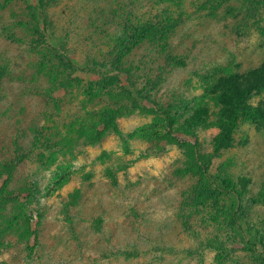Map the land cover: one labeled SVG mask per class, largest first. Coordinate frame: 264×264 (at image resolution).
Returning a JSON list of instances; mask_svg holds the SVG:
<instances>
[{"label":"rangeland","instance_id":"374dc122","mask_svg":"<svg viewBox=\"0 0 264 264\" xmlns=\"http://www.w3.org/2000/svg\"><path fill=\"white\" fill-rule=\"evenodd\" d=\"M35 4L36 0H0V66L9 65L13 78L6 79L0 97V136L5 142L21 125H28L32 133L30 125L41 110L30 93L34 89L32 80H38L30 63L37 62L36 57L43 58L46 50H41L43 54L30 50L32 36L26 33L29 43L9 37L16 30L13 24L24 23ZM125 6L122 0H62L52 9L58 21L57 35L65 37L64 28H68V53L77 64L83 62L99 37L102 52L108 51L105 32L119 30ZM254 28L253 24L250 30H240L238 20L193 15L177 29L173 45L183 61L163 74L161 86L151 100L163 108H172L177 117L172 129L178 130L174 134L185 144H177L167 136L156 137L157 132H167L168 122L165 115L151 110V102L143 101L131 114L119 115L118 121L101 134L102 138L78 156L74 167L67 166L62 174L60 171L58 175L57 168L37 164L42 157L48 160L49 152L45 150L25 159L28 161L19 167L14 182H38V194L29 208L43 218L39 229L36 223L31 227L30 246L34 249L20 246L27 251L4 258L8 264H258L242 252L222 255L199 244L219 237L227 246L240 248L236 244L241 241L239 229H232L226 217L233 198L214 191L225 180L220 166L228 160L229 177L238 180L242 176L250 181L242 196L245 223L254 233H264V129L259 131L251 121L242 124L236 135L239 144L221 156L213 143L219 134L216 111L206 127L192 135L183 130L190 109L207 96V82L214 77L210 75L220 74V67L244 73L264 59L262 37ZM49 42L55 46L53 40ZM151 70L159 71L158 66ZM76 77L71 85L75 92L97 79ZM109 86V96H116V101L125 98L120 93L124 83ZM263 99L262 95L255 96L252 103L257 105ZM45 126L52 127V122L46 121ZM23 138L26 141L29 136ZM194 145L198 146L197 158L201 162L193 160ZM86 170L93 177L82 182ZM109 170L116 178L107 173ZM70 173L69 185L61 188L60 178ZM77 187H82V196L77 205L67 208L68 195ZM27 200V194H23L21 203ZM254 200L257 203H251ZM34 218L36 222L37 213ZM261 244L263 247L258 248L264 250V242ZM124 250L139 254L120 255Z\"/></svg>","mask_w":264,"mask_h":264},{"label":"trees","instance_id":"16d2710c","mask_svg":"<svg viewBox=\"0 0 264 264\" xmlns=\"http://www.w3.org/2000/svg\"><path fill=\"white\" fill-rule=\"evenodd\" d=\"M4 1L12 3L13 0ZM61 1L36 0L31 16L20 26L13 24L12 27H16V30L9 34L15 42L29 43L26 34L32 36L30 50H38L41 54V50H46V54L43 58L36 57L37 62L30 63L38 73V80H32L34 89L30 93L37 99L41 108L39 117L30 125V130L32 127L34 130L29 133L28 125H21L19 131L6 140L7 143L0 136V264L10 263L4 259L7 256L32 251L34 248L30 246L31 227L36 223L39 229L42 224L43 215L29 208L38 194V182H14L19 167L30 160L34 153L44 150L49 152L48 160L42 157L43 160L37 164L57 168L58 175L60 171L62 174L67 166L74 167L72 165L78 161V156L91 147L93 141L102 138L101 134L112 127V122L118 121L119 115L131 114L132 109L143 101L151 102V110L165 115L168 122L167 132H157L156 137L167 136L177 144L186 143L174 134H177L178 130L172 129L177 120L172 114V108H163L152 102L151 98L154 91L160 88L159 81L164 78L163 74H167L171 67L183 61L180 54L175 52L173 38L187 18L189 20V17L197 15L209 19L213 17L219 21L223 18L238 20L240 30H250L254 24L255 31L262 37L260 46L264 48V0H145L143 3L140 0H122L126 2L123 7L125 15L121 16L122 25L115 33L105 32L108 51L102 52L100 42H97L100 37L97 38L93 41L94 46L86 52L81 65L68 53L69 41L65 38L69 36L68 28H64L65 37L57 35L58 21L52 9L58 7ZM137 3L141 4L137 6ZM78 18L75 16L76 20ZM51 40L55 46L50 44ZM155 66H158L159 71L151 70ZM220 70V74L210 75L214 77L207 82V96L195 102V106L184 119L186 128H183L188 135H192L200 128L206 127L211 115L216 111L218 118L215 120V127L218 128L219 134L213 143L218 156L239 144L236 135L242 124L251 121L259 131L264 129V99L257 105L252 103L253 97L264 96V59L244 73H232L228 68L222 67L217 71ZM11 72L9 65L0 66V97L5 83L7 84L6 79L13 81V78H10ZM77 75L94 76L97 79L94 84L88 81V86L75 92L71 85L76 82ZM114 82L124 83L119 92L125 98H118L116 101V96L108 95L109 85ZM62 91L63 94L55 95ZM13 118L16 119L15 116ZM49 120L52 122L50 128L45 126V122ZM178 122H181V119H178ZM25 135L29 136L26 141L23 138ZM197 156L198 146L194 145L193 160L201 162ZM230 164L231 161L228 160L220 166V175L225 172V180L221 181L222 185L214 191L218 195L233 198L226 217L232 229H239L241 241L236 244L240 245V248L236 250L227 246L219 237L200 242L199 245L215 249L222 255L242 252L258 264H264V250L258 248V245L262 246L261 243L264 242V233L260 230L258 234L254 233L244 218L246 207L243 205L242 196L250 181L242 176L238 180L229 177ZM73 173L60 178L61 188L69 185V178ZM107 173L116 178L110 170ZM92 177V173L86 170L81 180L87 182ZM82 191V187H77L68 195L70 199L66 204L67 208L77 205ZM23 194H27L28 200L25 203H21ZM251 203L257 202L254 200ZM250 206L248 205V212ZM34 213L38 214L36 222ZM126 251L120 255L130 257L139 254L136 251L132 255L133 253Z\"/></svg>","mask_w":264,"mask_h":264}]
</instances>
